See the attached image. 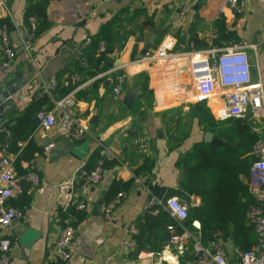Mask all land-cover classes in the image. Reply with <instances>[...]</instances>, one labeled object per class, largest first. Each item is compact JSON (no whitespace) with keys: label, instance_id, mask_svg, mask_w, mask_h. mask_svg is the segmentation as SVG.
Returning <instances> with one entry per match:
<instances>
[{"label":"crops","instance_id":"crops-1","mask_svg":"<svg viewBox=\"0 0 264 264\" xmlns=\"http://www.w3.org/2000/svg\"><path fill=\"white\" fill-rule=\"evenodd\" d=\"M180 2L49 0L47 25L29 40L27 48L22 45L28 33L22 21L25 0H10L8 6L0 2V19L7 18L10 22L8 35L14 51L7 71H20L25 79V84L8 94L10 111L0 117V139L4 128L21 137L16 144L21 141L20 148L24 147L25 152L17 163L18 169L22 172L25 162L31 161L39 177L37 186L31 188L22 183V191L7 200L21 210V217L13 219L8 227H0V235L9 240L8 264H175L174 252L166 241L158 252L149 246L135 253L125 248L123 243L130 237L125 233V227L141 221L143 205L150 199H163L170 190L178 189V175L183 169L177 167V159L194 143H211L217 129L230 130L228 138L220 137V145L228 144L235 160L248 155L252 157V139L245 136L241 140L247 133L242 126H247L251 136L262 137L263 117L246 114L219 118L217 109L224 102L220 90L200 98L190 74L178 64L161 65L144 56L136 58V55L154 28L157 34L149 53L163 40L169 42L173 51L213 48L218 52L239 42L247 45L251 79L264 87V0H243V9L237 14L228 9L217 14L220 0H193L183 17L178 15ZM124 6L135 11V16L124 26L126 35L122 47L107 60L101 71L92 76L77 71L70 62L74 52L78 49L90 56L87 48L80 46L83 39L94 35L111 13ZM95 56L92 53L91 65ZM3 58L0 45V98L4 91L1 82L5 76ZM115 69L126 75L117 98L110 93ZM50 77H55L59 83L67 80L68 85L59 86L51 95L44 96L46 99L39 108L51 111L53 100L72 92L76 101L74 111L83 119L86 128V134L80 140L58 132L56 117L53 126L44 129L38 123L34 124L36 112L25 113L39 85ZM15 78L13 75L7 82ZM132 87H136V92L131 108H127L121 98ZM200 108H207L219 124L211 129L207 122L199 123L197 111ZM30 127L31 132L26 136L25 131ZM136 137L144 140L143 149L133 144ZM9 153L14 160V153ZM142 155L148 157L147 174L139 176L138 182L134 181L128 187L125 199L110 219H105L101 211L93 212L96 202L104 198L113 182L125 183L131 179L133 170L145 161ZM98 161L104 172L97 185L84 187L73 183L72 178L79 168ZM240 177L244 183L247 173ZM177 197L187 206L200 203V198L195 195H189L187 201ZM80 199L89 203L87 210L74 208V203ZM161 216H153L155 225L167 227L175 222L168 215L172 223L166 222V216ZM66 222L76 228L73 252L66 261L55 259L46 263V251ZM193 222L199 225L197 221ZM222 240L226 260L231 261L238 247L230 238ZM166 254L174 262L168 261Z\"/></svg>","mask_w":264,"mask_h":264},{"label":"built area","instance_id":"built-area-1","mask_svg":"<svg viewBox=\"0 0 264 264\" xmlns=\"http://www.w3.org/2000/svg\"><path fill=\"white\" fill-rule=\"evenodd\" d=\"M4 6L3 1L0 0ZM193 0H181L178 15L183 17L190 9ZM225 9L232 13H240L243 9V0H220L216 13L220 14ZM29 29L22 45L27 48L29 40L34 38V29L38 22L36 17H29ZM214 37V35H212ZM90 36H86L81 47L88 45ZM0 45L3 53L2 65L7 66L14 57V51L11 47L7 26L0 24ZM247 45L239 42H233L218 52L215 49H206L203 51H173L167 41H161L156 45L151 53L144 55L149 61L157 64H178V67L185 69L191 76L200 98L208 97L216 93L217 89L224 95V102L217 109L219 118L224 117H243L246 114L264 118V87L259 81H253L250 77V65L246 54ZM104 52L103 42H99L95 55ZM213 53V54H212ZM73 56L80 61L83 58L79 56L77 49ZM118 68V67H117ZM114 76L110 87V93L114 98L119 96L122 90L125 73L122 70H113ZM68 81L61 83L55 77H50L42 81L35 91L34 97L41 98L51 95L59 86H67ZM75 97L68 91L61 97L53 100L51 111L40 109L35 113V119L38 125L44 129H49L55 123L60 133L65 134L73 140H80L86 134V128L83 119L75 111ZM264 127V125H263ZM3 130V136L0 139V227H8L11 221L21 217V210L10 205L7 200L19 194L22 191L21 184L27 183L29 187H35L39 184V177L31 161H26L22 172L17 174L13 161V156L8 152V143L11 133ZM133 144L141 149L145 143L143 139L134 138ZM22 145L21 141L16 144ZM250 154L253 161L248 167L245 185L247 192L253 199V203L247 204L244 209L245 221L251 225L255 234V242L246 250H236L234 259L226 260L225 247L223 244L222 233L215 229L210 233L209 238L203 244L199 240V225L191 222V227L183 224L187 216V205L177 196L170 195L163 199H150L143 205V210H147L151 215H156L158 207L163 209L171 218L175 220L172 225L167 226V244L174 252L175 264H179V256L183 254L185 244L191 242L190 258L184 261V264H264V136L258 135L250 146ZM104 169L101 162L96 163L91 169L79 168L73 176V183L91 187L95 186L101 180ZM138 182L134 179L133 182ZM126 192L117 191L113 196L102 199L100 211L105 219H110L115 208L125 199ZM157 206L152 207L153 204ZM89 203L85 199H80L74 203V208L84 211L89 208ZM195 206V205H192ZM125 233L130 237L123 243L124 247L132 252H136L135 236L137 228L134 225L125 227ZM76 228L71 222L63 224L61 229L54 237L52 244L46 251V263L55 259L66 261L73 252V241ZM151 255V253H147ZM10 261L9 240L0 235V264H8Z\"/></svg>","mask_w":264,"mask_h":264},{"label":"trees","instance_id":"trees-1","mask_svg":"<svg viewBox=\"0 0 264 264\" xmlns=\"http://www.w3.org/2000/svg\"><path fill=\"white\" fill-rule=\"evenodd\" d=\"M2 1L6 6L9 5L10 0ZM48 2L49 0H25L22 11V21L26 28L29 29V17L33 16L38 19L34 29V36L47 25L45 19ZM134 13L135 11H130L127 6L121 7L111 13L98 31L90 36L89 44L84 46L87 48L90 56L80 52V50L79 56L83 58V61H80L73 55L71 56L70 62L74 68L87 76H92L98 71H101L107 60L111 59L115 52L122 47L126 35L124 26L132 20V17L135 16ZM3 23L7 26V29L10 27V22L7 18L0 19V24ZM99 42H103L104 52L96 55L94 57V64L91 65L90 60L93 59V57H91L92 53L95 55ZM144 78L145 75H143V79ZM45 99L46 98L43 97H34L25 109V113L29 111L36 112L40 109L39 105L42 103V100ZM197 120L199 123L204 121L207 122L208 127L211 129L219 124V122L214 121L207 108H200L199 111H197ZM34 124H37V121ZM31 128L32 127L26 129V136L31 132ZM242 129L247 130V133L242 136L243 138H241V140H244L245 136H247L252 139V144L256 136L253 134L251 136L246 125H243ZM216 131V134L211 139V143H194L182 157L177 159L176 165L184 170V176L179 181L178 189L170 190L168 196L175 194L186 201L189 195H195L200 198V203L198 205L187 206V216L183 224L192 228L191 222L194 220L197 221L199 223V240L203 244H205L206 240L209 238L211 231L218 229L221 231L223 239L230 238L233 245L238 247V250H246L255 242L253 229L251 227L249 228L244 217V209L247 204L253 203V199L247 192L246 185L241 181L240 176H246L248 167L253 158L248 155L239 160H235L233 155H230L232 153L228 148V144L224 143L225 146L220 145V137L228 138L230 130L225 128L217 129ZM20 139L21 137H16L11 133L10 141L7 146L8 151L15 155L13 161L15 168L18 170L16 171L17 174L21 173L17 163L24 157L25 152L24 147L18 148L16 146V140ZM142 157L145 161H143V165L133 170L131 179L125 183L113 182L103 199L110 198L119 190L126 192L134 179L147 174L148 163L146 159H148V157L147 155H142ZM91 158L93 160L95 159L94 156ZM94 165L95 164H90V166L86 165L84 169L89 170ZM25 190L24 188L22 194H24ZM22 201V203H26V201ZM152 207L155 206L153 205ZM143 211L141 221H137L135 224V227L138 229L134 238L137 245L136 251L149 246L148 248L158 252L160 250V245L163 241L167 240V227L166 225H155L152 221L153 216H166V222H172L168 219V214L160 207H158L156 215H151L147 210ZM191 248V242L189 241L185 244L183 254L179 256V264H184V261L190 258Z\"/></svg>","mask_w":264,"mask_h":264},{"label":"water","instance_id":"water-1","mask_svg":"<svg viewBox=\"0 0 264 264\" xmlns=\"http://www.w3.org/2000/svg\"><path fill=\"white\" fill-rule=\"evenodd\" d=\"M157 34V29L154 28L150 35L148 36V38L146 39V41L143 44V47L140 49V51L138 52V54L136 55V58H141L142 56H144L145 54H147L151 48V46L154 44L155 41V36ZM28 67L30 69V65L28 64ZM3 71L5 72V76L2 79V84L4 91L2 93V96L0 98V117L4 116L6 113H8L10 111V109L8 108V94L10 92H12L13 89H16L17 87H20L19 85H23L25 84V79H23V77L21 76V72L20 71H14V70H10L7 71V66H4ZM13 75H15V80L14 81H8L7 82V78H11ZM136 92V87H132V88H128L125 93L123 94L122 98H121V103L127 107V108H131V105L133 103L134 100V95ZM158 134V130L156 131ZM184 172L183 170L180 171L179 175H178V180H181L183 178ZM102 203V199H98V201L96 202L94 208H93V212H100V206ZM251 227V225H249Z\"/></svg>","mask_w":264,"mask_h":264},{"label":"bare ground","instance_id":"bare-ground-1","mask_svg":"<svg viewBox=\"0 0 264 264\" xmlns=\"http://www.w3.org/2000/svg\"><path fill=\"white\" fill-rule=\"evenodd\" d=\"M165 258L170 262H174V260L168 254H166Z\"/></svg>","mask_w":264,"mask_h":264}]
</instances>
